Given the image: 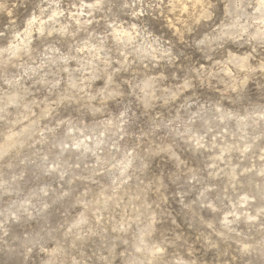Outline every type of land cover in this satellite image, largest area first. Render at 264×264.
Here are the masks:
<instances>
[{
	"label": "clouds",
	"instance_id": "clouds-1",
	"mask_svg": "<svg viewBox=\"0 0 264 264\" xmlns=\"http://www.w3.org/2000/svg\"><path fill=\"white\" fill-rule=\"evenodd\" d=\"M0 264H264V0H0Z\"/></svg>",
	"mask_w": 264,
	"mask_h": 264
}]
</instances>
